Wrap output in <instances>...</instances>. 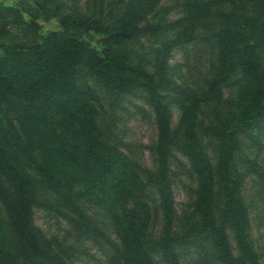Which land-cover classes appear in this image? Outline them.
Instances as JSON below:
<instances>
[{
	"label": "trees",
	"instance_id": "obj_1",
	"mask_svg": "<svg viewBox=\"0 0 264 264\" xmlns=\"http://www.w3.org/2000/svg\"><path fill=\"white\" fill-rule=\"evenodd\" d=\"M159 1L127 0L122 9L110 10L102 17L65 14L58 19L59 28L47 32L41 42L14 44L0 52V105L12 115L0 116V204L15 242V254L0 246V264H66L62 257L42 247L33 230L29 196L33 176L61 196L77 185L85 186L110 218L123 264H155L153 251H158L166 264H180L172 235L173 195L163 170L171 140L170 110L160 94L167 83V58L174 42L164 41L156 50L152 74L132 64L121 49L124 41L138 33L162 27L147 23ZM253 1L263 21L258 24L244 13L223 14V26L216 34L217 69L201 94L186 97L180 119L187 157L198 181L196 210L202 228L212 233L221 264H261L247 234L248 217L238 188L241 179L231 170L239 133L264 119V0ZM208 14L206 2H188L186 15L174 23H184L179 39H191L195 22ZM86 32L100 36V48L90 44L84 37ZM256 37L262 60L256 51ZM79 64L115 90L127 92L141 87L146 93L157 128L159 170L153 176L163 220L158 238L146 235L151 217L146 182L131 157L101 140L90 104L92 94L76 83ZM236 71L249 84V98L236 115L221 119L212 128L219 145L213 166L196 135L197 115L203 100ZM216 182L224 198L218 221L214 215ZM227 228L233 233L237 255L229 244Z\"/></svg>",
	"mask_w": 264,
	"mask_h": 264
},
{
	"label": "rangeland",
	"instance_id": "obj_2",
	"mask_svg": "<svg viewBox=\"0 0 264 264\" xmlns=\"http://www.w3.org/2000/svg\"><path fill=\"white\" fill-rule=\"evenodd\" d=\"M36 1V2H35ZM0 0V52L14 44H33L42 41L47 32L59 28L62 15L81 13L90 17L104 16L110 10H120L127 0ZM194 0H160L147 23L162 27L155 32H140L122 43L132 64L154 73L156 50L164 41L174 42L167 58V83L161 87L163 103L170 110L171 140L166 166L173 195L174 214L172 235L180 264H221L214 250L212 233L202 228L195 206L198 181L187 157L180 119L186 97L201 94L218 66L217 32L223 26L226 12L252 16L258 24L263 21L253 0H202L209 6V14L194 24L191 39L181 37L183 22L174 23L186 15V4ZM40 3V4H37ZM4 7L12 8L10 11ZM46 17H49L46 19ZM22 20L21 22L19 20ZM84 37L95 48H100V36L94 32ZM260 60L263 52L254 38ZM76 83L88 90L90 104L95 109V121L102 141L112 144L131 157L146 182L147 202L151 209L146 235L158 238L163 220L159 208L158 187L153 173L159 169L157 128L153 111L141 87L131 91L111 88L85 65L76 70ZM249 84L239 71L206 100L197 115L196 135L211 165L218 156V141L212 128L223 118L236 115L248 101ZM246 100V101H245ZM7 112L0 105V116ZM239 148L231 170L241 179L239 195L248 217L247 234L261 264H264V119L239 133ZM33 157L38 153L34 151ZM34 186L29 196L32 201L33 230L42 247L60 256L66 264H123L120 242L109 216L85 186L77 185L65 196L55 193L33 176ZM6 187L7 182L3 180ZM214 215L219 220V207L224 198L215 183ZM133 201L129 202L132 206ZM229 244L234 254L238 249L232 231L227 228ZM0 246L15 254L14 235L7 215L0 204ZM155 264H166L158 251L152 252Z\"/></svg>",
	"mask_w": 264,
	"mask_h": 264
}]
</instances>
